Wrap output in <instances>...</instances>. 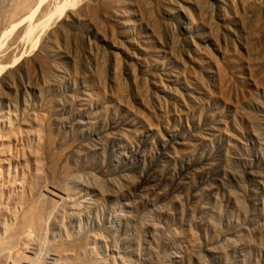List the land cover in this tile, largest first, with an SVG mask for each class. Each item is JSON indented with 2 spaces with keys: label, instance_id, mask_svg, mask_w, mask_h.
Instances as JSON below:
<instances>
[{
  "label": "rangeland",
  "instance_id": "rangeland-1",
  "mask_svg": "<svg viewBox=\"0 0 264 264\" xmlns=\"http://www.w3.org/2000/svg\"><path fill=\"white\" fill-rule=\"evenodd\" d=\"M0 264H264V0H0Z\"/></svg>",
  "mask_w": 264,
  "mask_h": 264
},
{
  "label": "bare ground",
  "instance_id": "bare-ground-1",
  "mask_svg": "<svg viewBox=\"0 0 264 264\" xmlns=\"http://www.w3.org/2000/svg\"><path fill=\"white\" fill-rule=\"evenodd\" d=\"M39 3V2H38ZM30 31V30H29Z\"/></svg>",
  "mask_w": 264,
  "mask_h": 264
}]
</instances>
